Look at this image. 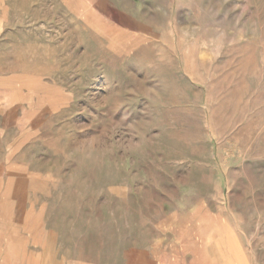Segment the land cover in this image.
Segmentation results:
<instances>
[{
	"label": "rangeland",
	"instance_id": "374dc122",
	"mask_svg": "<svg viewBox=\"0 0 264 264\" xmlns=\"http://www.w3.org/2000/svg\"><path fill=\"white\" fill-rule=\"evenodd\" d=\"M0 190L22 264H264V0H0Z\"/></svg>",
	"mask_w": 264,
	"mask_h": 264
},
{
	"label": "bare ground",
	"instance_id": "6f19581e",
	"mask_svg": "<svg viewBox=\"0 0 264 264\" xmlns=\"http://www.w3.org/2000/svg\"><path fill=\"white\" fill-rule=\"evenodd\" d=\"M0 192H2V196H8L9 197V193H10V190L9 191H7V190H0ZM21 193V190H14V198H17L18 197V195ZM11 198H12V196H11ZM17 204V203H16ZM9 206H12V210H14L15 209V204L14 203H11L10 202V204H9V201L7 202V201H2V203L0 204V209H9ZM17 207V206H16ZM15 211V210H14ZM15 213H16V211H15ZM17 215V214H16ZM22 216H24V213L22 212ZM13 217H14V215H13ZM18 218H20V217H17V219ZM15 219H16V217H15ZM13 221V220H12ZM19 221H21V220H19ZM0 226H1V230H3L4 231V237L3 238H5L6 240H1V242H2V245L4 246V254H5V256H6V259L8 260V262L10 263V264H22L21 262H20V260H19V258H18V256H16L15 254H16V249H15V240H17L13 235H11L10 234V229H8V226L6 225V224H0ZM24 226H25V228H28V226L27 225H25L24 224ZM52 234V233H51ZM31 236V235H30ZM51 242V241H50ZM197 249L199 248L198 247V245H197V247H196ZM137 253V252H136ZM139 253H141V252H139ZM52 254V253H51ZM134 254V253H133ZM138 254V253H137ZM136 254V255H137ZM135 255V254H134ZM139 255V254H138ZM141 255H143V253L141 254ZM53 256V255H52ZM131 256H133V255H131ZM130 257V256H129ZM147 257V256H146ZM139 258V257H138ZM138 258H137V256H136V259L138 260ZM140 259V258H139ZM200 261H202L203 260V258L200 256ZM35 260V259H34ZM63 260V259H62ZM131 260H132V258H131ZM135 261V260H134ZM133 261V262H134ZM146 261V260H145ZM149 261V260H148ZM128 262H129V258H128ZM133 262H131V263H133ZM136 262V261H135ZM134 262V263H135ZM144 262V261H143ZM202 263V262H201ZM150 264H156V263H154V262H150Z\"/></svg>",
	"mask_w": 264,
	"mask_h": 264
}]
</instances>
